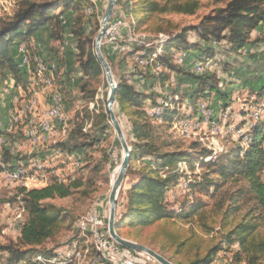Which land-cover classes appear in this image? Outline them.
<instances>
[{
	"label": "trees",
	"instance_id": "trees-1",
	"mask_svg": "<svg viewBox=\"0 0 264 264\" xmlns=\"http://www.w3.org/2000/svg\"><path fill=\"white\" fill-rule=\"evenodd\" d=\"M223 1L204 15L198 25L177 29L178 24L166 15H193L200 8L198 0H116V5L133 17L131 25L135 30L144 26L143 31L153 34L155 39L161 35L166 37L157 39L158 44L144 45L126 53V57L147 60L143 65L135 61L132 71L126 74L137 76L151 86L155 82L163 86L172 73H184L194 83L187 94L175 89L171 96L156 91L146 93L137 89L123 74L117 80L115 93L117 110L130 126L131 155L126 176L134 177L125 191L123 210L115 218V230L122 235L125 228H130L125 237L151 247L175 264H211L220 251L229 250L232 244L238 246L232 254L234 261L264 264V182L261 180L264 122L254 123L245 149L234 141L227 150L207 159L211 151L199 142H193L188 149H171L172 144L160 133L158 119L170 123L177 117H188V113L179 114L168 105H163V111L158 115H149L145 109L147 100L155 103L156 98H160L165 104L173 101L176 95L178 102L187 99L190 108L196 111L198 100L206 99L216 90L220 79L214 71H189L185 67L188 61L198 62L213 55V43L223 41L225 53L233 54L251 42L252 30L264 23V0ZM86 6L93 8L88 0H18L13 11L0 18V73L6 70L15 80L19 79L18 43L38 39L42 32L44 36L40 38L48 43L59 39L65 27H69L71 33L78 36L75 57L83 74L89 80L96 79L101 72L92 42L97 31V22L93 21L96 14L94 11L88 15L84 13ZM189 31L199 34V41H188ZM155 46L162 52L156 53L150 62ZM179 46L187 52L182 63H176L171 52ZM156 63L161 68L157 69ZM87 84L79 86L81 91L84 92ZM69 90L61 91L70 96ZM93 93L84 94L85 98L91 99ZM257 93L263 96L264 86ZM107 119V113L100 111L95 116L93 129L86 130L82 122H77L63 140L38 147L27 155V159L53 161L58 154L65 157L80 152L83 158H74L79 164L83 162L77 167L81 174L69 175L64 182L52 172L55 167H47L51 174L44 185L15 187L9 200L18 202L27 216L20 223L17 237L0 243L4 264H38L39 261L33 260L37 256L54 254L55 248L48 247L47 243L62 232L74 229L75 218L71 211L56 205L52 199H85L95 191L93 177H83V172L91 162L88 149L106 138ZM2 159L11 170L27 165L26 161L22 163L24 157L10 153L9 149L5 150ZM138 159L140 163L136 162ZM108 160V155L103 153L91 170L99 172ZM179 162L185 163L189 171L181 168ZM197 162H201L202 172L194 171ZM182 179L186 181L187 191L179 201H170L167 192ZM227 181L234 185L223 189ZM205 198L213 199L212 203ZM241 203L246 206L243 213L239 212ZM183 222L186 227L182 226ZM145 228L149 230L143 234ZM72 260L68 257L60 264H72ZM86 264L114 263L95 251Z\"/></svg>",
	"mask_w": 264,
	"mask_h": 264
},
{
	"label": "rangeland",
	"instance_id": "rangeland-1",
	"mask_svg": "<svg viewBox=\"0 0 264 264\" xmlns=\"http://www.w3.org/2000/svg\"><path fill=\"white\" fill-rule=\"evenodd\" d=\"M17 1L0 0V18L10 14L15 8ZM198 1L200 8L195 14L189 16L166 15V18H171L177 23V29L198 25L204 15L210 13L214 7L224 2L223 0ZM88 2L93 4V8L86 6L84 13L88 15L94 11L96 14L95 18H93V21L97 22V31L92 37L94 50L95 38L99 32V24L107 0H88ZM133 22V17L126 15L122 7L115 4L113 13L105 24L103 37L100 41V50L109 65L113 80L117 83L119 76L125 74L129 78L130 83L146 93L156 91L157 93L163 92L171 96L174 89L180 93H189L193 89L194 83L184 73L170 74L169 79L163 86L156 82L151 86L137 76L126 74L132 71L135 61L139 65L147 63V60L138 59L136 56L134 58L126 57V53L132 51V49H141L144 45L158 44L160 38H166L161 35L157 38V41L153 34L143 31L144 26L135 30L131 25ZM70 30L69 27H65L59 39L48 41V43H45L40 38L44 36V32L40 34L38 39L30 38L28 43H18L17 49L21 45H25L26 51L23 63L17 50L19 56L18 66L21 71L20 78L15 80L13 75L6 70L0 73V243L14 240L18 235L20 223L27 216L18 202L9 200L16 186L40 187L44 185L51 174L46 170L47 167H55L56 169H53L52 172L56 173L59 180H64V182L67 181V176L69 175L76 176L81 174L77 167H80L83 162L79 164L74 158L82 159L83 155L80 152L67 154L65 157L58 154L53 161L49 159L40 160L38 158L27 159V155H30L38 147L63 140L77 122H82L86 130L93 129L96 114L104 111L108 115L106 120L108 128L105 131L106 138L98 145L88 149L91 162L83 172V177H93L95 191L85 199H75L73 197L52 199V202L56 205L63 206L71 211L75 218L74 229L62 232L54 241L47 243L48 247L55 248L52 256L39 255L33 260L39 261L38 264H60L64 259L72 257V264H86L96 251L102 258L114 264H126V261H130L133 264H159L145 253H138L119 247L108 233V196L111 184L117 175L123 158V149L106 109L109 86L105 71L101 67L99 76L93 80H89L83 74L75 57L78 36L72 34ZM187 39L191 42L199 41L200 37L194 31H189ZM250 39L251 42L237 53L226 54L224 51L225 43L221 41L218 44H212L214 53L207 59L198 62L188 61L185 67L189 68V71L193 72L192 68L195 71L198 70L193 65L199 63L201 65L199 66V73L206 70L214 71L220 79L217 82L216 90L211 92L206 99L198 100L196 111L190 108L187 99L183 102H178L179 97L176 95H173V101L165 104L163 99L160 98H156L155 103L146 101L145 109L147 113L149 112V115L160 114L163 111V105L175 108L179 114L188 113V117L180 116L173 119L170 123L161 119L157 120L163 139L172 144L171 149H188L193 142H199L200 146L211 151V154L207 157L208 159L227 150L234 141L241 145L246 140L242 145H244V149L247 147L250 138L249 134L254 123L264 122L262 120L264 119V95H259V97L257 93L258 89L264 86V23L252 30ZM201 43L203 44V42ZM181 47L171 50L176 63H182V59L187 54ZM155 48V51L150 56V62L156 53L162 52L161 48L156 46ZM37 59L41 61L43 59V63L50 69V72H47L51 77L48 78L45 72L39 73L36 71ZM59 59L61 60L58 62ZM240 59L243 61L240 62ZM156 68L161 67L157 64ZM185 75L186 77H184ZM33 78H35L34 81ZM29 81L31 82L30 85L27 83ZM85 82H88V84L83 92L79 86ZM24 88L27 89L25 90ZM64 88L70 89V96L65 95L61 91ZM90 91L94 92L93 97L91 99L85 98L84 94H90ZM54 92L61 94L64 107L63 113L61 112L60 115L50 116L49 112L53 106L52 94ZM254 96L256 97L254 98ZM36 102H38L37 106L35 105ZM67 105H69V108H67ZM24 107H27V110ZM114 108L115 116L128 144L129 139H131L129 123L118 112L116 104ZM30 111L33 113H30ZM20 115L23 116L21 117ZM257 117H260V120L256 121ZM24 118L25 121L27 118L29 120L27 119L25 122ZM27 131H29L30 135H26ZM7 132L11 134L8 135L6 134ZM240 137L242 138L241 142L238 141ZM7 149H9L10 153H18L25 158L22 163L26 161V167H20L22 175L20 174L17 177L9 175L8 170L12 168L4 163L2 159ZM103 153L108 155L109 160L102 165V169L99 172L91 170L94 165L99 163ZM66 157L69 159H66ZM136 162L140 163V160L138 159ZM179 165L189 171L185 163L179 162ZM202 170L201 162H197L194 171L202 172ZM261 180L264 182V166L261 171ZM133 181V176H126L125 174L117 192L115 218L123 210L125 191ZM233 185L232 181H227L223 189L225 187L232 188ZM186 191L187 184L182 179L179 184L167 192L166 197L170 201L175 199L179 201L182 197L181 195ZM205 199H207L209 204L213 201V199ZM239 207V212L243 213L246 206L241 203ZM182 226L186 227L187 225L183 222ZM128 229L130 228H125L123 230L124 233L120 236L129 239L125 237V233L129 231ZM148 230L149 228L142 229V233L145 234ZM237 248L236 244H232L229 246V250L220 251L211 264H244L243 261L236 262L232 259V254ZM0 264H4L1 255Z\"/></svg>",
	"mask_w": 264,
	"mask_h": 264
},
{
	"label": "water",
	"instance_id": "water-1",
	"mask_svg": "<svg viewBox=\"0 0 264 264\" xmlns=\"http://www.w3.org/2000/svg\"><path fill=\"white\" fill-rule=\"evenodd\" d=\"M115 4H116V0H107L103 15L100 20L99 32L96 35L95 45H94L95 56L97 57L100 63V66L105 71L106 79H107L108 86H109L108 97L106 100V109L109 114L110 120L115 128V131L117 133L121 147L123 149V158L118 168L117 175L111 184V189H110L109 196H108V201H109V217H108V222H107L108 233L110 237L118 245L128 250L135 251L138 253H145L151 258H153L155 261H157L159 264H175L169 259L165 258L163 255L159 254L157 251L151 249L150 247L121 237L119 234H117L115 230V206H116L117 192L125 177L127 168L129 166V160H130V155H131V149L127 144V141L121 131V127L117 121L115 113L112 109L116 102L115 93L117 89V83L113 80L110 74V71H109V65L107 61L105 60V58L103 57L101 50H100V41H101V38L103 37L105 24L110 18V16L112 15Z\"/></svg>",
	"mask_w": 264,
	"mask_h": 264
},
{
	"label": "bare ground",
	"instance_id": "bare-ground-1",
	"mask_svg": "<svg viewBox=\"0 0 264 264\" xmlns=\"http://www.w3.org/2000/svg\"><path fill=\"white\" fill-rule=\"evenodd\" d=\"M135 35V34H134ZM132 37V36H131ZM23 48H24V55H25V47H24V45H21ZM25 59V58H24ZM196 64H198V65H196ZM196 64H194L193 66L195 67V69H198V70H193V68H192V71L193 72H197V73H199L200 72V70H199V66H201L199 63H196ZM20 65V64H19ZM157 65V64H156ZM35 69H36V71L37 72H45L46 74L48 73L47 72V67H46V65H45V63H43L41 60H38L37 59V65H36V67H35ZM47 77L49 78V77H51V76H48L47 75ZM35 80V78H33V81ZM29 85H30V81L29 82H27ZM28 86V85H27ZM34 88V87H33ZM25 89V88H24ZM27 89V88H26ZM25 89V90H26ZM26 93V92H25ZM30 93H31V91H30ZM30 96V95H29ZM36 96H37V94H36ZM259 96V95H258ZM261 96V95H260ZM259 96V97H260ZM256 96H254V98H255ZM28 98V97H27ZM37 98V97H36ZM253 98V97H252ZM258 98V97H257ZM31 99V98H30ZM34 99V98H33ZM49 99V98H48ZM260 99V98H259ZM28 100H29V98H28ZM36 101H39V100H36ZM37 103L38 102H36V106H37ZM251 103V102H250ZM31 104V103H30ZM52 104H53V106L51 107V111L49 112V115L51 116V115H60L61 114V112L63 113V107H64V104H63V100H62V96H61V94L60 93H58V92H54L53 94H52ZM249 104V103H248ZM260 104V103H259ZM39 105V104H38ZM155 106V105H154ZM247 106V105H246ZM260 106V105H259ZM33 107V106H32ZM151 107V106H150ZM149 107V108H150ZM23 108V107H22ZM27 108V107H26ZM25 107H24V109L25 110H27ZM32 109V108H31ZM113 111H114V106H113ZM156 109V108H155ZM206 109V108H205ZM243 109V108H242ZM206 111V110H205ZM243 111V110H242ZM241 111V112H242ZM248 111V110H247ZM32 111H30V113H31ZM35 112V111H34ZM47 112V111H46ZM12 113H13V111H12ZM33 113V112H32ZM149 113V112H148ZM249 113V112H248ZM28 114H29V112H28ZM201 114V113H200ZM16 115V114H15ZM151 115V114H150ZM226 115H228V114H226ZM245 115V114H244ZM255 115V114H254ZM14 116V115H13ZM21 117L23 116V115H20ZM31 116V115H30ZM155 116V115H154ZM229 116V115H228ZM66 117V116H65ZM16 118V117H15ZM241 118V117H240ZM28 120H29V118H27ZM27 119H26V121H27ZM50 119V118H49ZM182 120V119H181ZM201 120V119H200ZM258 120H260V117L258 118L257 117V119H256V121H258ZM262 120H264V119H262ZM24 121H25V118H24ZM25 121V122H26ZM33 121V120H32ZM255 121V122H256ZM47 122V121H46ZM45 122V123H46ZM53 122V121H52ZM186 122V121H185ZM244 122V121H243ZM246 122V121H245ZM32 123V122H31ZM31 123H30V125H31ZM35 123V122H34ZM189 123V122H188ZM41 124V123H40ZM180 124V123H179ZM178 124V125H179ZM182 124V123H181ZM247 124V123H246ZM34 125V124H33ZM45 126V125H44ZM177 126V125H176ZM190 126V125H189ZM188 126V127H189ZM200 126V125H199ZM202 126V125H201ZM222 126V125H221ZM240 126V125H239ZM247 126H249V125H247ZM32 127V126H31ZM31 127H29V128H31ZM211 127H212V125H211ZM43 128V127H42ZM186 128V127H185ZM219 128H220V126H219ZM221 129V128H220ZM242 129V128H241ZM247 129V128H246ZM177 130V129H176ZM243 130V129H242ZM222 132V131H221ZM243 132V131H242ZM213 133V132H212ZM3 134V133H2ZM188 134V133H187ZM196 134V133H195ZM4 135V134H3ZM26 135H30L29 134V131H27V134ZM34 135V134H33ZM185 135V134H184ZM187 136V135H186ZM197 136V135H196ZM3 137V136H2ZM188 137H189V135H188ZM248 137V136H247ZM201 138V137H200ZM2 140V139H1ZM240 140H242V138H239L238 139V141H240ZM248 140V139H247ZM213 141V140H212ZM241 142V141H240ZM246 142V140H244L242 143H241V147H242V149H243V146L244 145H242V144H244ZM209 143V142H208ZM204 144V143H203ZM211 144V143H210ZM240 144V143H239ZM2 145V144H1ZM212 157V156H211ZM214 158V157H213ZM4 167H6V166H4ZM3 170V169H2ZM8 173H9V175L12 177H17V176H20V174L22 173V170L20 169V168H16V169H14V170H8ZM22 175V174H21ZM22 177V176H21ZM20 177V178H21ZM19 179V178H18ZM84 222V221H83ZM81 225V224H80ZM91 229V228H90ZM92 234V233H91ZM90 234V235H91ZM84 235H85V233H84ZM90 235H88V236H90ZM95 235V234H94ZM90 239V238H89ZM95 241V240H94ZM102 252V251H101ZM106 255V254H105ZM108 256V255H107ZM110 260V259H109ZM113 260V259H112ZM118 264V263H117Z\"/></svg>",
	"mask_w": 264,
	"mask_h": 264
},
{
	"label": "built area",
	"instance_id": "built-area-1",
	"mask_svg": "<svg viewBox=\"0 0 264 264\" xmlns=\"http://www.w3.org/2000/svg\"><path fill=\"white\" fill-rule=\"evenodd\" d=\"M17 50H18L19 55H21L22 62L24 63V48L20 46L19 49H17ZM42 62H43V59H42ZM126 264H133V263L130 261H126Z\"/></svg>",
	"mask_w": 264,
	"mask_h": 264
},
{
	"label": "crops",
	"instance_id": "crops-1",
	"mask_svg": "<svg viewBox=\"0 0 264 264\" xmlns=\"http://www.w3.org/2000/svg\"><path fill=\"white\" fill-rule=\"evenodd\" d=\"M243 60L240 59V62H242Z\"/></svg>",
	"mask_w": 264,
	"mask_h": 264
}]
</instances>
